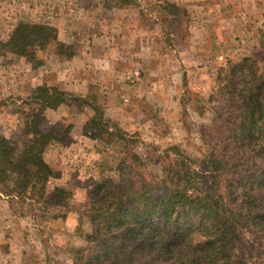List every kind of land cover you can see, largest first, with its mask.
Segmentation results:
<instances>
[{
  "label": "rangeland",
  "instance_id": "rangeland-1",
  "mask_svg": "<svg viewBox=\"0 0 264 264\" xmlns=\"http://www.w3.org/2000/svg\"><path fill=\"white\" fill-rule=\"evenodd\" d=\"M114 1L0 0V43L21 21L47 23L59 31L72 30L66 27L69 21L79 32L95 31L100 28L99 22L108 20ZM166 1L186 11L183 28L168 29L160 19L156 6ZM123 9L129 19H139L135 26L140 27L137 37L143 43L155 39L163 79L155 80L150 74L141 77L138 70L137 74L130 70L123 85L132 88L124 90L126 96L120 99L124 107L116 108L118 116L107 112L109 100L117 98L109 99L99 89L85 96L76 95L65 90L63 80L50 86L57 81L52 73L40 77L47 68H55L64 77L65 64L52 61L56 55L54 43L37 54L43 63L38 68L11 54L0 56V135L19 148L26 141L19 127L22 102L31 95L29 90L56 86L84 99L59 106L66 110L54 115L50 109L44 113V130L54 126L61 132L68 130L63 143L50 145L45 153L52 170L47 190H70L66 209L45 214L37 206L30 210L10 204L0 195V264H77L74 251L87 247L92 231L87 194L94 182L106 178L120 181L116 168L125 153L124 146L126 152L140 158L144 172L150 175L161 176L165 153H171L170 160L174 153L201 159L210 149L201 142V132L223 108L224 99L216 92L218 69L227 59L238 61L252 56L264 71V0H133ZM128 22L134 27V21ZM155 30L158 35H154ZM76 39L65 37L63 42L57 35V41L71 46L73 53L81 50L75 45ZM178 62L182 64L177 70ZM126 64L130 67L129 62ZM95 106L111 123L84 134L86 122L97 118ZM112 124L125 132L130 142L110 139L106 132H114ZM56 214H64L65 218L52 219ZM187 221L198 231L200 220L196 216L181 218L179 223Z\"/></svg>",
  "mask_w": 264,
  "mask_h": 264
},
{
  "label": "trees",
  "instance_id": "trees-1",
  "mask_svg": "<svg viewBox=\"0 0 264 264\" xmlns=\"http://www.w3.org/2000/svg\"><path fill=\"white\" fill-rule=\"evenodd\" d=\"M131 2L115 0L112 7ZM156 7L168 29L183 28L185 10L168 1ZM57 35L50 24L21 21L1 41L0 56L11 54L38 68L43 63L37 54L54 43L56 55L71 58L72 47ZM216 82L223 108L201 132V142L210 148L201 159L174 153L170 160L165 153L161 176L150 175L124 146L116 168L120 181L92 183L87 194L92 231L87 247L74 251L77 264H264V71L252 56L227 59ZM73 100L84 102L56 86H38L22 102L23 146L0 135V195L10 204L37 206L45 214L66 209L71 191L47 190L52 170L45 153L63 143L68 130H44V113ZM94 109L97 118L86 122L84 134L111 123L102 109ZM113 126L114 132H106L110 139L130 142ZM191 215L200 220L196 232L188 221L179 223ZM58 218L65 215L52 217Z\"/></svg>",
  "mask_w": 264,
  "mask_h": 264
},
{
  "label": "crops",
  "instance_id": "crops-1",
  "mask_svg": "<svg viewBox=\"0 0 264 264\" xmlns=\"http://www.w3.org/2000/svg\"><path fill=\"white\" fill-rule=\"evenodd\" d=\"M108 12V20H103V23L99 22L100 28L95 31L79 32L72 28L73 23L69 21L66 27L73 31L68 29L67 31H59L58 29L59 40L62 39L61 41L65 42V37L72 39L73 36H76L75 45L79 46L81 50L75 51L70 60L57 55L52 57L54 63L65 64L63 79L59 76V73L62 75V72H57L58 70L55 68L44 69L46 65L43 66L44 72L40 73V77H43L44 73H52L51 76L57 81H53L51 85L49 84L50 86L54 82L63 80L65 90L80 96H85L89 91L99 89L103 95L109 96V99L110 97L117 98L115 101L109 100L107 112L110 115L118 116L116 108L124 107L120 99L126 96V90L132 88L123 85L124 77L127 73L129 74L130 70L132 73L135 72L134 74H137L136 70H138L141 77L150 74L155 80L161 81L163 78H161L159 68V52L154 45L155 39L151 42L146 40L143 43L142 38L137 37L140 27L135 25L139 19L136 16L129 19L126 9L110 7ZM127 21H129L128 23L134 21V27L131 24L127 25ZM154 35H158L156 30ZM181 56H183L182 52ZM127 62L131 68L127 67ZM181 64L180 62L177 63V70ZM35 88L29 91L32 92ZM156 88L157 84L154 86V89ZM17 103L19 104V102ZM60 110L65 111L66 109L61 107L49 111H51V115H54Z\"/></svg>",
  "mask_w": 264,
  "mask_h": 264
}]
</instances>
